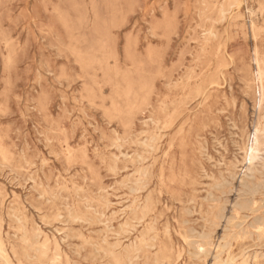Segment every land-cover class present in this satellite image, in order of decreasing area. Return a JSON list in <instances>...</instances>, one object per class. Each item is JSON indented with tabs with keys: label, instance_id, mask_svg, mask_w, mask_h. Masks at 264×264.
I'll return each instance as SVG.
<instances>
[{
	"label": "rangeland",
	"instance_id": "obj_1",
	"mask_svg": "<svg viewBox=\"0 0 264 264\" xmlns=\"http://www.w3.org/2000/svg\"><path fill=\"white\" fill-rule=\"evenodd\" d=\"M263 76L264 0H0L8 264H264Z\"/></svg>",
	"mask_w": 264,
	"mask_h": 264
},
{
	"label": "bare ground",
	"instance_id": "obj_2",
	"mask_svg": "<svg viewBox=\"0 0 264 264\" xmlns=\"http://www.w3.org/2000/svg\"><path fill=\"white\" fill-rule=\"evenodd\" d=\"M236 2V1H235ZM238 4V3H237ZM62 20H63V18H62ZM7 44V43H6ZM6 46V45H5ZM57 48V47H56ZM8 60V59H7ZM10 61H12V60H9V63H10ZM8 63V62H7ZM257 65V64H256ZM256 68V67H255ZM262 72L261 71H259V73H258V77L259 78H261L262 77ZM264 77V76H263ZM82 81V80H81ZM259 81H261L260 79H259ZM197 94H198V92H196ZM258 98V97H257ZM190 99V98H189ZM258 102V101H257ZM257 104V103H256ZM163 112V111H162ZM144 113V112H143ZM256 114V113H255ZM263 118V117H262ZM241 120V119H240ZM231 121V120H230ZM157 122H159L158 120H157ZM253 123V122H252ZM169 124V123H168ZM234 124H235V122H234ZM162 126H164V125H162ZM259 126V125H258ZM257 126V127H258ZM263 126V128H264V125H262ZM233 127V125L231 126V128ZM236 127V126H235ZM245 128H247V127H245ZM254 128V127H253ZM237 129V128H236ZM163 130V129H162ZM254 131V133H253V140L255 141L256 140V137H257V134H258V129L255 127V129H253ZM264 130V129H263ZM239 131V130H238ZM261 132H263V131H261ZM239 133H241V132H239ZM134 135V134H133ZM249 135V134H248ZM238 136V135H237ZM241 136H242V133H241ZM251 136V135H250ZM240 137V136H239ZM246 138H247V136H246ZM127 140V139H126ZM151 140V139H150ZM149 140V141H150ZM147 141V140H146ZM153 142V141H152ZM242 142V141H241ZM255 143H256V141H255ZM237 144V143H236ZM66 145V144H65ZM142 145V144H141ZM146 145V144H145ZM247 145V144H246ZM143 146V145H142ZM66 147V146H65ZM143 147H147V146H143ZM223 147V146H222ZM158 148V147H157ZM224 148V147H223ZM247 148V147H246ZM249 148V147H248ZM66 149V148H65ZM153 149V148H152ZM159 149V148H158ZM205 150V149H204ZM207 150V149H206ZM205 150V151H206ZM152 151V150H151ZM216 151V150H215ZM250 151H251V149H250ZM143 152V151H142ZM225 152V151H224ZM256 153H257V151H255ZM254 152V153H255ZM259 152V151H258ZM263 151H261V153H262ZM68 153V152H67ZM71 153V152H70ZM143 153H147V152H143ZM219 153V152H218ZM234 153V152H233ZM260 153V152H259ZM237 154V153H236ZM69 156H71V155H69ZM207 156V155H206ZM222 156V155H221ZM234 156V155H233ZM3 157V156H2ZM241 157V156H240ZM4 158V157H3ZM116 157H114V159H115ZM209 158V157H208ZM223 158V157H222ZM242 158V157H241ZM258 158V157H257ZM24 159V158H23ZM141 159H143V158H141ZM234 159H235V156H234ZM248 159V158H247ZM211 160V159H210ZM218 160V159H217ZM224 160H226V159H224ZM260 160V159H259ZM212 161V160H211ZM214 161V160H213ZM223 161V160H222ZM261 161V160H260ZM263 161V160H262ZM262 161H261V163H262ZM25 162V161H24ZM43 162V161H42ZM136 162H137V160H136ZM141 162H142V160H141ZM210 162V161H209ZM8 163V162H7ZM44 163V162H43ZM138 163V162H137ZM218 163V162H217ZM222 163V162H221ZM231 163V162H230ZM242 163V162H241ZM244 163V162H243ZM246 163V162H245ZM253 163V162H252ZM257 163V162H256ZM1 164V163H0ZM238 164H240V162L238 163ZM3 165V164H2ZM6 165V164H5ZM212 165V164H211ZM217 165V164H216ZM220 165H222V164H220ZM229 165V164H228ZM256 165V164H255ZM152 166V165H151ZM225 166H227L226 164H225ZM246 166V165H245ZM260 165H258V167H259ZM263 166H264V164H263ZM7 167H9V166H7ZM213 167V166H212ZM204 168V167H203ZM218 168V167H217ZM225 168V167H224ZM246 168V167H245ZM253 168H254V166H253ZM10 169V168H9ZM23 169V168H22ZM25 169V168H24ZM235 168H233L232 170H234ZM246 169H248V168H246ZM255 169H257V168H255ZM110 170H111V168H110ZM144 170V169H143ZM245 170V169H244ZM10 171H11V169H10ZM201 171H203V170H201ZM247 171V170H246ZM256 171V170H255ZM263 172H264V170H262ZM121 172V171H120ZM204 172V171H203ZM234 171H232V173H233ZM248 172V171H247ZM262 172V173H263ZM135 173V172H134ZM144 173V172H143ZM212 173V172H211ZM228 173V172H227ZM238 173V172H237ZM258 173V172H257ZM16 174V173H15ZM147 174V173H146ZM234 174V173H233ZM246 174V173H245ZM130 175V174H129ZM205 175V174H204ZM213 175V174H212ZM231 175V174H230ZM238 175V174H237ZM241 175H242V172H241ZM262 174H260V176H261ZM146 175H144L143 177H145ZM221 176H222V173H221ZM239 176H240V174H239ZM251 176V175H250ZM258 176H259V173H258ZM19 177V176H18ZM24 177V176H23ZM28 177V176H27ZM26 177V178H27ZM212 177V176H211ZM28 178H30V177H28ZM204 178V177H203ZM239 178H241V177H239ZM31 179V178H30ZM208 179V178H207ZM22 180H24L23 178H22ZM26 180V179H25ZM65 180V179H64ZM216 180V179H215ZM223 180V179H222ZM231 180V179H230ZM261 180V179H260ZM30 182V181H29ZM34 182V181H33ZM137 182H140V181H137ZM222 182V181H221ZM230 182V181H229ZM233 182V181H232ZM231 183V182H230ZM261 183V182H260ZM25 184V183H24ZM57 184V183H56ZM137 184V183H136ZM135 184V185H136ZM232 184V183H231ZM239 184V183H238ZM256 184V183H255ZM21 185V184H20ZM224 185V184H223ZM258 185V184H257ZM22 186V185H21ZM40 186V185H39ZM47 186V185H46ZM127 187V186H126ZM137 187V186H136ZM208 187V186H207ZM32 188H33V186H32ZM213 188V187H212ZM235 188V187H234ZM238 188V187H237ZM248 188H249V185H248ZM252 188V187H251ZM135 189V188H134ZM222 189V188H221ZM139 190V189H138ZM137 190V191H138ZM210 190H211V188H210ZM217 190V189H216ZM37 191V190H36ZM202 191H204V190H202ZM237 191V190H236ZM249 193V192H248ZM258 193H260V190H259V192ZM8 194V193H7ZM40 194V193H39ZM56 194V193H55ZM207 194V193H206ZM226 194V193H225ZM234 194H235V192H234ZM252 194V193H251ZM250 194V195H251ZM12 195V194H11ZM60 195V194H59ZM263 195V194H262ZM248 196V195H247ZM264 196V195H263ZM13 197V196H12ZM51 197H54V196H51ZM216 197V196H215ZM212 198H213V196H212ZM221 198V197H220ZM228 198V197H227ZM236 198V197H235ZM64 199V198H63ZM204 199V198H203ZM218 199V198H217ZM223 199V198H222ZM233 199V198H232ZM243 199V198H242ZM241 199V200H242ZM246 199V198H245ZM249 199V198H248ZM187 200V199H186ZM214 200V199H213ZM221 200V199H220ZM231 200V199H230ZM253 200V199H252ZM206 201V200H205ZM219 201V200H218ZM218 201H217V203H218ZM256 201H258V200H256ZM215 202V201H214ZM220 202V201H219ZM237 202H238V200H237ZM193 203V202H192ZM223 203V202H222ZM225 203V202H224ZM227 203V202H226ZM242 203V202H241ZM261 204V203H260ZM185 205V204H184ZM189 205V204H188ZM231 205V204H230ZM263 205H264V203H263ZM262 205V206H263ZM0 206H1V201H0ZM252 206V205H251ZM262 206H260V208H263ZM222 207H223V205H222ZM229 208V207H228ZM240 208V207H239ZM249 208V207H248ZM248 208L246 209V210H248ZM259 208V209H260ZM39 209V208H38ZM89 209V208H88ZM92 209V208H91ZM243 209V208H242ZM12 210V209H11ZM107 210V209H106ZM185 210H187V209H185ZM246 210H245V212H246ZM250 210V209H249ZM51 211V210H50ZM69 211V210H68ZM207 211V210H206ZM233 211V210H232ZM234 211H235V209H234ZM40 212V211H39ZM254 212V211H253ZM255 212H256V210H255ZM264 212V211H263ZM263 212H262V214H263ZM186 213H188V212H186ZM193 213H194V210H193ZM228 213V212H227ZM96 214V213H95ZM198 214V213H197ZM220 214V213H219ZM5 215V214H4ZM12 215V214H11ZM58 215V214H57ZM103 215V214H102ZM56 216V215H55ZM189 216V215H188ZM216 216V215H215ZM246 216V215H245ZM244 216V217H245ZM14 217V216H13ZM48 217V216H47ZM64 217V216H63ZM69 217V216H68ZM72 217V216H71ZM70 217V218H71ZM231 217V216H230ZM243 217V218H244ZM17 218V217H16ZM19 218V217H18ZM58 218V217H57ZM74 218V217H73ZM106 218V217H105ZM252 218V217H251ZM253 218H254V216H253ZM43 219H44V217H43ZM49 218H47V220H48ZM53 219V218H52ZM51 219V220H52ZM61 219V218H60ZM75 219H76V217H75ZM19 220H21V219H19ZM67 220V219H66ZM69 220V219H68ZM78 220V219H77ZM90 220V219H89ZM141 221H142V219H140ZM204 220V219H203ZM222 220V219H221ZM17 221V220H16ZM57 221V220H56ZM92 221V220H91ZM206 221V220H205ZM227 221V220H226ZM233 221V220H232ZM235 221V220H234ZM238 221V220H237ZM1 222V221H0ZM24 222H25V219H24ZM28 222V221H27ZM52 222H54V221H52ZM84 222V221H83ZM98 222H99V220H98ZM105 222H107V221H105ZM137 222V221H136ZM188 222V221H187ZM210 222V221H209ZM2 223V222H1ZM68 223V222H67ZM87 223V222H86ZM139 223V222H138ZM196 223V222H195ZM194 223V224H195ZM212 223V222H211ZM218 223H220V221L218 222ZM3 224V223H2ZM46 224H49L48 222H46ZM70 224V223H69ZM100 224V223H99ZM209 224V223H208ZM232 224V223H231ZM230 224V225H231ZM248 224V223H247ZM253 224V223H252ZM211 225V224H210ZM216 225V224H215ZM214 225V226H215ZM37 226V225H36ZM67 226V225H66ZM105 226V225H104ZM107 226V225H106ZM127 226V225H126ZM125 226V227H126ZM220 226V225H219ZM233 226V225H232ZM231 226V227H232ZM0 227H1V225H0ZM234 227V226H233ZM255 227V226H254ZM22 228V227H21ZM37 228V227H36ZM35 228V229H36ZM193 228V227H192ZM209 228V227H208ZM264 228V227H263ZM13 229V228H12ZM107 229V228H106ZM111 229V228H110ZM216 229V228H215ZM236 229V228H235ZM243 229V228H242ZM256 229V228H255ZM262 229V228H261ZM24 230H25V228H24ZM167 230V229H166ZM202 231H203V229H201ZM58 231V230H57ZM56 231V232H57ZM256 231V230H255ZM17 232V231H16ZM15 232V233H16ZM23 232V231H22ZM39 233H40V231H38ZM61 232V231H60ZM59 232V233H60ZM62 232H63V230H62ZM123 232V231H122ZM126 232V231H125ZM127 232H129V231H127ZM166 232V231H165ZM169 232V231H168ZM183 232H185V231H183ZM212 232V231H211ZM245 232V231H244ZM249 232V231H248ZM37 233V232H36ZM38 233V234H39ZM45 233V232H44ZM190 233V232H189ZM206 233H210V231L209 232H206ZM215 233V232H214ZM257 233V232H256ZM5 234V233H4ZM46 234H48V233H46ZM53 234V233H52ZM63 234H64V232H63ZM66 234V233H65ZM114 234V233H113ZM118 234V233H117ZM127 234V233H126ZM169 234V233H168ZM195 234V233H194ZM193 234V235H194ZM236 234V233H235ZM242 234H243V232H242ZM252 234V233H251ZM2 235V234H1ZM6 235V234H5ZM33 235H35V234H33ZM184 235V234H183ZM186 235H187V233H186ZM211 235V234H210ZM223 235V234H222ZM237 235V234H236ZM20 236V235H19ZM37 236V235H36ZM41 236V235H40ZM64 236V235H63ZM67 235H65V237H66ZM74 236V235H73ZM78 236V235H77ZM120 236V235H119ZM167 236V235H166ZM169 236V235H168ZM188 236H189V234H188ZM228 236V235H227ZM233 236V235H232ZM250 236V235H249ZM2 237V236H1ZM0 237V238H1ZM60 237V236H59ZM75 237V236H74ZM170 237V236H169ZM180 237V236H179ZM184 237V236H183ZM216 237V236H215ZM236 237V236H235ZM245 237V236H244ZM247 237H248V235H247ZM256 237H257V234H256ZM14 238H16V237H14ZM61 238V237H60ZM71 238V237H70ZM86 238V237H85ZM197 238V237H196ZM203 238V237H202ZM211 238V237H210ZM217 238V237H216ZM238 238V237H237ZM6 239V238H5ZM39 239V238H38ZM44 239V238H43ZM93 239V238H92ZM103 239V238H102ZM151 238H149V240H150ZM168 239V238H167ZM181 239V238H180ZM245 239V238H244ZM249 239H252L251 237H249ZM262 239V238H261ZM18 240V239H17ZM33 240V239H32ZM50 240V239H49ZM148 240V241H149ZM184 240V239H183ZM206 240V239H205ZM211 240V239H210ZM217 240V239H216ZM236 240V239H235ZM239 240H240V237H239ZM256 240H258V239H256ZM260 240V239H259ZM259 240L257 241V242H259ZM28 241V240H27ZM37 241V240H36ZM139 241V240H138ZM143 241V240H142ZM141 241V242H142ZM145 241V240H144ZM188 241V240H187ZM243 241V240H242ZM252 241V240H251ZM32 242V241H31ZM30 242V243H31ZM55 242V241H54ZM58 242V241H57ZM115 242V241H114ZM141 242H139V244L141 243ZM184 242V241H183ZM210 242V241H209ZM217 242V241H216ZM221 242V241H220ZM236 242V241H235ZM254 242V241H253ZM261 242V241H260ZM11 243V242H10ZM47 243V242H46ZM102 243H103V241H102ZM106 243V242H105ZM118 243V242H117ZM131 243V242H130ZM129 243V244H130ZM143 243V242H142ZM223 243V242H222ZM263 243V242H262ZM36 244V243H35ZM40 244V243H39ZM39 244H37V245H39ZM58 244V243H57ZM91 244V243H90ZM109 244V246H110V243H108ZM144 244V243H143ZM151 244V243H150ZM210 244V243H209ZM213 244V243H212ZM218 244H220V243H218ZM261 244V243H260ZM27 245V244H26ZM59 245V244H58ZM67 245V244H66ZM95 245V244H94ZM111 245H113V244H111ZM131 245V244H130ZM129 245V246H130ZM151 245H153V244H151ZM171 245V244H170ZM191 245V244H190ZM211 245V244H210ZM255 245H257V244H255ZM28 246V245H27ZM31 246V245H30ZM47 246V245H46ZM45 246V244H44V247H46ZM77 246V245H76ZM96 246V245H95ZM115 246H116V244H115ZM128 246V247H129ZM146 246V245H145ZM148 246V245H147ZM221 246V245H220ZM229 246V245H228ZM232 246V245H231ZM241 246V245H240ZM244 246V245H243ZM12 247V246H11ZM39 247V246H38ZM102 247V246H101ZM164 247V246H163ZM182 247V246H181ZM188 247V246H187ZM210 247V246H209ZM217 247V246H216ZM230 247V246H229ZM228 247V248H229ZM252 247H254V246H252ZM29 249H30V247H28ZM37 248V247H36ZM94 248V247H93ZM103 248H105V247H103ZM107 248V247H106ZM112 248V247H111ZM130 248V247H129ZM221 248V247H220ZM257 248V247H256ZM10 249V248H9ZM95 249V248H94ZM153 249V248H152ZM190 249V248H189ZM226 249V248H225ZM34 250H35V248H34ZM99 250V249H98ZM102 250V249H101ZM101 250H99V251H101ZM165 250V249H164ZM188 250V249H187ZM206 250V249H205ZM214 250V249H213ZM212 250V251H213ZM240 250V249H239ZM251 250V249H250ZM30 251H31V249H30ZM61 251V250H60ZM99 251H98V254H99ZM103 251V250H102ZM109 251V250H108ZM125 251V250H124ZM135 251V250H134ZM136 251H138V250H136ZM210 251V250H209ZM228 251V250H227ZM226 251V252H227ZM73 252V251H72ZM104 252H106V251H104ZM194 252H196L197 254H200L201 253V248H199V247H197V249H196V251H194ZM220 252V251H219ZM223 252V251H222ZM242 252V251H241ZM240 252V253H241ZM11 253H13V252H11ZM55 253H57L56 251H55ZM66 253V252H65ZM74 253V252H73ZM76 253V252H75ZM93 253V252H92ZM91 253V254H92ZM224 253V252H223ZM255 253V252H254ZM258 253V252H257ZM8 254V253H7ZM110 254H114V253H110ZM155 254V253H154ZM218 254V253H217ZM242 254H244V253H242ZM263 254V253H262ZM29 255V254H28ZM106 255V254H105ZM202 255V254H201ZM213 255V254H212ZM216 255V254H215ZM221 255V254H220ZM226 255H228V254H226ZM261 255V254H260ZM26 256V255H25ZM111 256V255H110ZM137 256V255H136ZM191 256V255H190ZM239 256V255H238ZM243 256V255H242ZM255 256V255H254ZM262 256V255H261ZM10 257V256H9ZM36 257V256H35ZM39 257V256H38ZM46 257V256H45ZM59 257V256H58ZM112 257V256H111ZM125 257V256H124ZM156 257V256H155ZM210 257H211V255H210ZM227 257V256H226ZM255 257H257V256H255ZM254 257V259L256 260V258ZM0 258H1V260H3L6 264H8V261H7V256H6V254H5V252H4V250H3V247H2V244L0 243ZM13 258V257H12ZM30 258V257H29ZM37 258V257H36ZM35 258V259H36ZM94 258V257H93ZM92 258V259H93ZM128 258V257H127ZM134 258V257H133ZM168 258V257H167ZM183 258H185V257H183ZM219 258V257H218ZM230 258V257H229ZM232 258V257H231ZM239 258V257H238ZM262 258V257H261ZM14 259V258H13ZM27 259V258H26ZM56 259V258H55ZM156 258H154V260H155ZM197 259V258H196ZM203 259V258H202ZM28 260V259H27ZM31 260V259H30ZM94 260V259H93ZM101 260H102V258H101ZM128 260V259H127ZM134 260H136V259H134ZM219 260H221V259H218V261ZM254 260V261H255ZM38 261H40V260H38ZM132 261V260H131ZM199 261H201V260H199ZM250 261V260H249ZM28 262V261H27ZM192 262V261H191ZM233 262V261H232ZM242 262V261H241ZM244 262V261H243ZM248 262V261H247ZM75 263V262H74ZM156 263V262H155ZM169 263V262H168ZM219 263H221V261L219 262ZM231 263V262H230ZM249 263V262H248ZM12 264V263H11ZM46 264V263H45ZM76 264V263H75ZM128 264H129V262H128ZM193 264V263H192ZM195 264V263H194ZM247 264V263H246Z\"/></svg>",
	"mask_w": 264,
	"mask_h": 264
}]
</instances>
